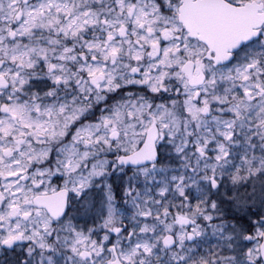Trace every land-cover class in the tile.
Here are the masks:
<instances>
[{"label":"snow or ice","instance_id":"obj_1","mask_svg":"<svg viewBox=\"0 0 264 264\" xmlns=\"http://www.w3.org/2000/svg\"><path fill=\"white\" fill-rule=\"evenodd\" d=\"M0 264H264V0H0Z\"/></svg>","mask_w":264,"mask_h":264}]
</instances>
